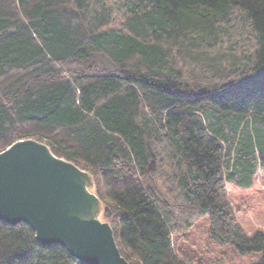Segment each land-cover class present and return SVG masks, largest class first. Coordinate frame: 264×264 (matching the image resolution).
Instances as JSON below:
<instances>
[{
    "label": "trees",
    "instance_id": "1",
    "mask_svg": "<svg viewBox=\"0 0 264 264\" xmlns=\"http://www.w3.org/2000/svg\"><path fill=\"white\" fill-rule=\"evenodd\" d=\"M253 115L264 0H0V152L33 138L88 171L130 264H207L174 240L206 217L264 264L226 186L254 154L264 166L237 129ZM0 264L85 263L0 219Z\"/></svg>",
    "mask_w": 264,
    "mask_h": 264
},
{
    "label": "water",
    "instance_id": "2",
    "mask_svg": "<svg viewBox=\"0 0 264 264\" xmlns=\"http://www.w3.org/2000/svg\"><path fill=\"white\" fill-rule=\"evenodd\" d=\"M86 174L45 142H14L0 152V219L28 224L39 243L62 245L85 264H130L112 225L92 214L100 198L88 189Z\"/></svg>",
    "mask_w": 264,
    "mask_h": 264
},
{
    "label": "rangeland",
    "instance_id": "3",
    "mask_svg": "<svg viewBox=\"0 0 264 264\" xmlns=\"http://www.w3.org/2000/svg\"><path fill=\"white\" fill-rule=\"evenodd\" d=\"M237 123L240 136H252L250 140L254 141L253 146L257 149L256 153L260 147L264 151V145L258 140V136L263 135L261 139L264 142V117L253 115L246 120L239 119ZM258 127L261 129L258 130ZM248 160L251 163L247 174L242 175L237 172L235 176L227 180V196L233 206L236 219L245 230L250 233L257 230L264 232V166L259 152ZM90 176L86 174L88 189L91 193L97 194L93 177L91 174ZM104 209V204L99 200L92 214L106 221ZM208 227V217L201 219L185 236L175 237L176 248L187 251L186 253L195 260H201L207 264H255L259 262L262 252L240 255L233 245L214 242L210 238Z\"/></svg>",
    "mask_w": 264,
    "mask_h": 264
},
{
    "label": "bare ground",
    "instance_id": "4",
    "mask_svg": "<svg viewBox=\"0 0 264 264\" xmlns=\"http://www.w3.org/2000/svg\"><path fill=\"white\" fill-rule=\"evenodd\" d=\"M46 157L48 158V159H50V160H52L53 159V156L49 153V152H47V155H46Z\"/></svg>",
    "mask_w": 264,
    "mask_h": 264
}]
</instances>
